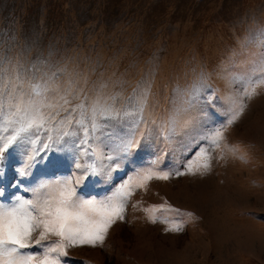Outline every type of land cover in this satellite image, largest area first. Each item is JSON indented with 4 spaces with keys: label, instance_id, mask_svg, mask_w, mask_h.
I'll list each match as a JSON object with an SVG mask.
<instances>
[{
    "label": "rangeland",
    "instance_id": "obj_1",
    "mask_svg": "<svg viewBox=\"0 0 264 264\" xmlns=\"http://www.w3.org/2000/svg\"><path fill=\"white\" fill-rule=\"evenodd\" d=\"M0 48L22 53L26 65L38 58L67 63L87 77L88 89L106 81L107 92L123 94L121 103L138 82L151 80L148 118L166 117L172 90L192 84L201 68L209 74L215 98H202L181 115L173 143L142 142L118 169H103L78 190L99 199L154 160L165 170L182 166L195 157L202 134L227 121L226 97L241 88L229 81L264 58V0H0ZM257 92L225 130L223 151L210 149V172L137 189L103 246L71 248L67 264H264V86ZM111 131L106 143L114 146L120 132ZM49 157L45 163L37 156L24 185L72 173L70 154ZM19 167L21 153L13 151L0 177V202L30 197L13 187ZM160 205L178 211H145ZM153 214L168 222L152 223ZM172 221H182L183 230L166 231Z\"/></svg>",
    "mask_w": 264,
    "mask_h": 264
},
{
    "label": "snow or ice",
    "instance_id": "obj_2",
    "mask_svg": "<svg viewBox=\"0 0 264 264\" xmlns=\"http://www.w3.org/2000/svg\"><path fill=\"white\" fill-rule=\"evenodd\" d=\"M22 55L13 56L10 49L5 52L0 48V177L4 176L8 156L18 151L21 167L16 169L18 180L13 187L31 195H16L10 203L0 202V264H67L64 258L69 249L103 246L112 226L124 221L128 201L137 189L146 191L153 180L210 172L214 159L210 149H221L227 127L243 114L246 101L258 95L257 88L264 86L261 58L251 73L234 75L229 81L241 83L240 90L226 97L230 115L220 127L202 134L193 159L167 170L157 167L154 160L148 168L135 171L114 186L110 194L86 199L78 195V190L103 169H118L120 160L131 156L142 142L153 137L165 144L174 142L181 115L202 98H215L216 90L208 83L209 74L201 68L192 84L174 88L166 117L157 119L145 116L154 96L151 80L138 82L121 103L123 94L107 92L106 81H97L88 89L87 77L74 69L70 71L67 63L54 64L38 58L26 65ZM151 107L154 110V102ZM114 128L120 136L113 146L106 140H111ZM54 152L72 156V173L33 186L24 185V180L32 175L37 156L48 163L49 154ZM4 194L0 185V197ZM153 209L178 211L164 205L145 211ZM158 219L168 222L158 215L150 216L152 223ZM171 223L175 226L166 231L183 230L182 221Z\"/></svg>",
    "mask_w": 264,
    "mask_h": 264
}]
</instances>
